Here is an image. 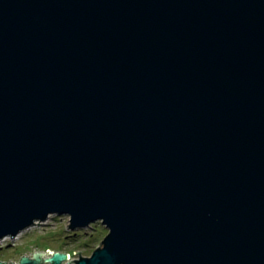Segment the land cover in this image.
I'll use <instances>...</instances> for the list:
<instances>
[{
	"label": "water",
	"instance_id": "95a60500",
	"mask_svg": "<svg viewBox=\"0 0 264 264\" xmlns=\"http://www.w3.org/2000/svg\"><path fill=\"white\" fill-rule=\"evenodd\" d=\"M52 215L108 233L17 264H264V0H0V242Z\"/></svg>",
	"mask_w": 264,
	"mask_h": 264
},
{
	"label": "rangeland",
	"instance_id": "374dc122",
	"mask_svg": "<svg viewBox=\"0 0 264 264\" xmlns=\"http://www.w3.org/2000/svg\"><path fill=\"white\" fill-rule=\"evenodd\" d=\"M69 217L68 215H52L45 222L29 227L15 238L4 239L0 242V247L10 246L12 249L2 251L0 259L17 264L22 255L32 257L33 251L47 253V249L68 253L70 260L79 258V253L74 251H80L81 256H90L107 235L108 229L100 221H96L86 228L70 230L67 228ZM72 233H79L80 236L69 237Z\"/></svg>",
	"mask_w": 264,
	"mask_h": 264
},
{
	"label": "flooded vegetation",
	"instance_id": "af4514ba",
	"mask_svg": "<svg viewBox=\"0 0 264 264\" xmlns=\"http://www.w3.org/2000/svg\"><path fill=\"white\" fill-rule=\"evenodd\" d=\"M12 246V245H11ZM8 249H12L10 246H6V247H0V253L2 252V251H5V250H8ZM0 261H2V262H6V261H4L3 259H0ZM7 263V262H6ZM8 264V263H7Z\"/></svg>",
	"mask_w": 264,
	"mask_h": 264
},
{
	"label": "trees",
	"instance_id": "16d2710c",
	"mask_svg": "<svg viewBox=\"0 0 264 264\" xmlns=\"http://www.w3.org/2000/svg\"><path fill=\"white\" fill-rule=\"evenodd\" d=\"M73 236L78 237V236H80V234L79 233H72L71 235H69V237H73Z\"/></svg>",
	"mask_w": 264,
	"mask_h": 264
},
{
	"label": "built area",
	"instance_id": "2783aa9c",
	"mask_svg": "<svg viewBox=\"0 0 264 264\" xmlns=\"http://www.w3.org/2000/svg\"><path fill=\"white\" fill-rule=\"evenodd\" d=\"M4 241V240H3Z\"/></svg>",
	"mask_w": 264,
	"mask_h": 264
}]
</instances>
